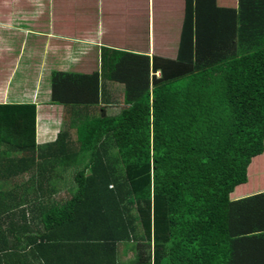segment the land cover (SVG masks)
<instances>
[{"label": "trees", "instance_id": "obj_1", "mask_svg": "<svg viewBox=\"0 0 264 264\" xmlns=\"http://www.w3.org/2000/svg\"><path fill=\"white\" fill-rule=\"evenodd\" d=\"M257 8L250 20L259 34L233 18L231 35H185L176 74L179 54L155 56L152 77L149 67L136 74L129 110L89 122L91 160L76 165L77 191L65 202L37 205L27 185L43 189L47 180L17 184L26 158L7 159L2 147L24 146L14 145L15 131L0 134V264H57L74 246L82 264H121L122 247L132 264H264V192L233 199L264 153V0ZM6 118L19 142L35 140L34 129ZM28 167L21 161L19 171ZM32 213L42 215L43 233Z\"/></svg>", "mask_w": 264, "mask_h": 264}, {"label": "crops", "instance_id": "obj_2", "mask_svg": "<svg viewBox=\"0 0 264 264\" xmlns=\"http://www.w3.org/2000/svg\"><path fill=\"white\" fill-rule=\"evenodd\" d=\"M257 7L259 0H0V134L8 138L15 131L14 145L24 146L14 150L4 143L2 149L10 153L7 159L26 158L21 161L29 165L19 171L17 162L20 173L14 179L29 175L17 184L47 180L45 188L28 184L26 191L37 194V205L48 209L68 200L77 191L76 165L91 160L83 150L94 145L86 142L93 139V129L87 127L99 125V117L129 110V87L136 74L149 67L152 77L155 56L177 58L185 35H231L233 18L244 20L243 32L250 22L253 34H259L256 19L250 20L252 13L258 17ZM125 58L132 64L119 65ZM179 60L173 65L175 74L185 63L181 54ZM157 70L160 76L161 67ZM6 115L20 119L31 134L34 129L35 140L19 142L22 138ZM61 133L65 136L57 142ZM103 147L118 157L115 142ZM262 192L264 153L259 155V180L242 184L233 199ZM260 212L264 223V201ZM31 215L43 233L42 215ZM79 250L68 248L54 261L82 264ZM131 252L122 247L121 264H132Z\"/></svg>", "mask_w": 264, "mask_h": 264}, {"label": "rangeland", "instance_id": "obj_3", "mask_svg": "<svg viewBox=\"0 0 264 264\" xmlns=\"http://www.w3.org/2000/svg\"><path fill=\"white\" fill-rule=\"evenodd\" d=\"M255 167H256V165H253L252 168L250 169L251 174H250L249 176H250V178H252L251 184H254V183L257 181V178H258V176H259V174L254 175V173L256 172V171H254V170H255ZM28 176H29V175H23V176L20 178V180H16V183H20V182H22V181L26 182L27 179H28ZM24 182H23V183H24ZM63 182H64V181H57V183H63ZM57 187L59 188V186H57ZM76 188H77V187H76ZM61 197H62V196H61ZM130 255L132 256L133 253L131 252ZM125 259H126V255L124 256V260H125Z\"/></svg>", "mask_w": 264, "mask_h": 264}]
</instances>
